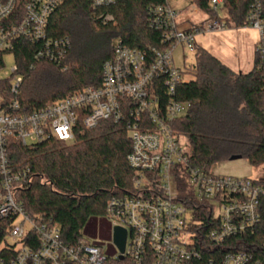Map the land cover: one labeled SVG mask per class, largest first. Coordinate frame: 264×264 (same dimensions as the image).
<instances>
[{"label": "built area", "instance_id": "built-area-1", "mask_svg": "<svg viewBox=\"0 0 264 264\" xmlns=\"http://www.w3.org/2000/svg\"><path fill=\"white\" fill-rule=\"evenodd\" d=\"M64 0H26L23 15L9 22L16 0H0V53L5 66L6 54H14L20 40L38 43L37 59L61 63L70 45L67 37L48 33L50 18ZM92 7L109 5L115 0H91ZM225 0H210L214 10ZM195 6V5H193ZM150 24L163 33L165 48L130 47L120 39L114 42V55L105 61L100 85L86 86L70 96L30 112H20L19 96L23 76L19 66L0 74V219L15 217L10 236L17 253L0 264H107L120 260L106 255V242L87 235L75 246L67 245L58 226L37 222L26 214L15 196V185L25 180L30 170L13 172L7 140L15 138L24 146L61 140L73 143L82 127L93 128L102 119L127 120L133 150L128 156L135 171V188L141 192L113 197L106 209L114 227L127 230L124 258L134 264H190L202 257L203 246L195 230L197 218L180 198L192 194L212 211L217 226L207 237L216 244L243 234L261 220L262 180L220 175L212 170L188 169L189 187L183 192L179 167L188 161L190 149L179 138L173 121L189 112L191 102L179 100L177 89L185 71L175 66L173 51L182 45L195 49V35L225 28L221 20L208 19L190 29L179 27L183 10L165 4L150 7ZM113 19L111 14L102 16ZM248 26L260 32L256 56L264 68V12L262 0H252ZM81 122V124H80ZM81 125V127H79ZM19 216L23 217L17 222ZM31 228L26 232L25 225ZM37 236L32 242L30 235ZM28 241V242H25ZM30 241V242H29ZM119 250V249H118ZM123 258V259H124ZM221 264H264L247 252H228Z\"/></svg>", "mask_w": 264, "mask_h": 264}, {"label": "trees", "instance_id": "trees-1", "mask_svg": "<svg viewBox=\"0 0 264 264\" xmlns=\"http://www.w3.org/2000/svg\"><path fill=\"white\" fill-rule=\"evenodd\" d=\"M26 0H16L9 22L23 15ZM167 0H115L97 8L91 0H64L50 18L48 33L67 37L70 45L61 63L37 59L38 43L20 40L14 53L23 76L20 112H30L102 82L105 61L114 55V42L136 48H165L163 33L150 24V7ZM209 19L220 20L210 0H192ZM252 0H225L228 25L248 26ZM264 12V0H262ZM113 19L104 21L103 15ZM0 53V66L3 65ZM193 75L187 79L186 75ZM177 98L191 102L189 112L173 121L179 138L190 149L188 161L179 167L183 192L189 183L191 167L211 171L217 162L242 155L253 166H264V68L257 57L249 72H236L209 50L196 47V63L187 67ZM81 124V122H80ZM81 127V125H79ZM13 172L29 169L28 177L15 185V196L26 214L37 222L56 225L63 241L75 246L91 226L95 216H103L113 197L141 192L135 188V171L128 160L133 150L127 120L102 119L93 128L82 127L69 144L52 140L24 146L15 138L7 140ZM2 175L0 173V189ZM264 186V181L261 182ZM195 214L202 257L190 264H221L228 252H247L264 261V195L261 220L243 234L216 244L207 235L217 225L205 203L192 194L180 198ZM1 202V201H0ZM15 217L0 219V263L17 253L10 243ZM37 236L30 235L34 242ZM25 242H28L25 240ZM30 242V241H29ZM47 264H50L49 262ZM107 264H134L129 258L109 260ZM143 264H151L147 259Z\"/></svg>", "mask_w": 264, "mask_h": 264}, {"label": "rangeland", "instance_id": "rangeland-1", "mask_svg": "<svg viewBox=\"0 0 264 264\" xmlns=\"http://www.w3.org/2000/svg\"><path fill=\"white\" fill-rule=\"evenodd\" d=\"M173 9L183 10V15L179 18L181 29H190L200 26L210 18L208 13L201 11L192 0H168ZM195 5V6H193ZM220 20L227 24L228 10L219 7ZM260 42V32L252 26L226 25L223 29L214 31L200 32L195 35V46L203 47L217 56L224 64L236 72H248L255 66L257 59L256 47ZM175 66L187 70V67H194L196 63V48L189 49L182 45L177 46L173 51ZM5 66L0 70V74L11 71L18 65L14 54H6ZM193 75L187 74V79ZM212 171L220 175H231L235 177H251L264 181V166H253L247 158L236 160H224L217 162ZM23 220L22 216L17 218V222ZM95 236H88L91 239H101L106 242V255L113 257L119 253L118 247L113 241V223L106 215L95 216L91 221ZM31 225H25L26 232ZM85 231V230H84ZM108 233L107 236L105 233ZM10 243L15 239L7 236Z\"/></svg>", "mask_w": 264, "mask_h": 264}, {"label": "water", "instance_id": "water-1", "mask_svg": "<svg viewBox=\"0 0 264 264\" xmlns=\"http://www.w3.org/2000/svg\"><path fill=\"white\" fill-rule=\"evenodd\" d=\"M240 158H242V155H233L230 160H236ZM112 236L114 243L121 253L120 259H123L127 241V230L123 227H114Z\"/></svg>", "mask_w": 264, "mask_h": 264}, {"label": "crops", "instance_id": "crops-1", "mask_svg": "<svg viewBox=\"0 0 264 264\" xmlns=\"http://www.w3.org/2000/svg\"><path fill=\"white\" fill-rule=\"evenodd\" d=\"M84 234L87 236H95V230H94L93 226H87V228L84 231ZM107 234L108 233L106 232L105 235L107 236Z\"/></svg>", "mask_w": 264, "mask_h": 264}]
</instances>
